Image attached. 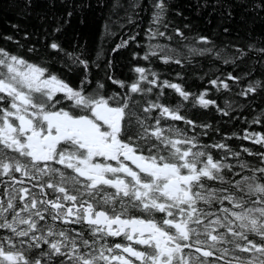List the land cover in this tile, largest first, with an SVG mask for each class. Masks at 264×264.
<instances>
[{
	"label": "snow or ice",
	"instance_id": "6c2138e0",
	"mask_svg": "<svg viewBox=\"0 0 264 264\" xmlns=\"http://www.w3.org/2000/svg\"><path fill=\"white\" fill-rule=\"evenodd\" d=\"M10 7L39 26L0 33V264H264V131L214 139L219 124L197 116L232 120L247 106L244 122L264 128V72L226 70L249 53L264 69V37L233 38L264 21V0H196L199 31L174 0ZM93 26L94 54L81 39ZM121 50L147 62L131 65L130 80L115 74ZM197 56L212 74L195 93L153 66L185 68ZM213 91L231 94L224 106ZM232 137L259 147L234 150Z\"/></svg>",
	"mask_w": 264,
	"mask_h": 264
},
{
	"label": "trees",
	"instance_id": "16d2710c",
	"mask_svg": "<svg viewBox=\"0 0 264 264\" xmlns=\"http://www.w3.org/2000/svg\"><path fill=\"white\" fill-rule=\"evenodd\" d=\"M175 3L182 5L185 7L186 12L185 14L188 15L192 20L196 22V28L194 30H201L204 28V19L203 17L197 16L193 11L188 9V5L195 4L196 0H174ZM11 0H0V33L5 32H11L12 29L10 28L11 23H20L22 27L27 28V30L31 31L33 27H38L39 22L34 18L30 17L27 19H19L16 15L15 10L10 7ZM123 13V10H120V14ZM141 26L140 28H137L136 31L141 32V35L137 37L138 40L145 41L146 38L143 34V29L147 27V17L145 16L144 19L140 22ZM215 24L208 26V35H212L211 28L214 27ZM68 33H72V29H68ZM252 38L254 40H260L261 37H264V21H261L259 17L255 18V20L250 21L249 25L246 28L239 30V36L236 37L235 34H233V38L238 41L241 45H244L248 42L249 38ZM81 39H87L88 40V47L89 51L94 54L95 50L100 44V36L99 33L96 30V27L93 26L91 29H89L86 33H83L81 35ZM116 40L119 39V36L115 38ZM213 39L219 44L221 40L223 39V36L220 34H217L213 36ZM110 44H105V48L110 47ZM259 46V45H258ZM135 48V46H133ZM137 51H141V54H143V49H135ZM115 55V54H114ZM259 53H249V55L245 58L244 62L241 64L239 68L233 69L231 66H224L219 65L221 68H225L228 71H234V73H239L241 71L247 70L252 65H255L256 72L255 75L259 78L261 73L264 72V69L261 68L260 64L257 63V61L260 59ZM115 74L119 76L122 79H131L133 77V73L131 72V65L139 63L143 66L147 65L146 61L143 60H132L130 54L126 50H121L119 55H115ZM214 63V62H211ZM153 66L155 69L161 71L165 74L166 78L170 80H174L175 82L181 83L183 87H185L187 90L195 93L201 90L204 87H210V85H207L206 78L204 81H201L199 79V76L202 75L204 72H209L210 69V61L206 58L202 57H195L190 64L187 65L185 68H181L178 65L170 64L165 65L163 62L159 60H153ZM181 72L180 77H176L175 73ZM212 73L209 72V75ZM102 75V73H101ZM167 92L170 93V95L166 98L167 101H171L172 103H175L176 99L178 97L174 94L173 90L166 89ZM211 98L216 99L217 103H219L221 106H224V101L226 98H228L231 94L222 92L220 94L213 92H210L208 94ZM189 111H193L189 109ZM237 115V119L230 120L228 117H220L218 113L213 110L212 112H208L206 114L203 113L202 110L197 112V116L201 120L209 121L213 124V126H217V123L220 127V133H211L214 139H220L221 135L224 133L231 134L233 132L243 134V129L248 128L249 131H256L261 132L264 131V128L261 127L259 124H250L244 122V117H248L249 119L253 115L250 108L247 106H244L240 109L239 114ZM182 123V122H178ZM207 139V138H205ZM226 143L232 146L234 150L239 151L240 145H244L246 147H259L256 145H253L250 141L239 139L236 137H232L231 139L226 140ZM215 152L216 150L213 149ZM242 159H248L253 160L254 157L247 156L246 153H241ZM233 164H235V161H231Z\"/></svg>",
	"mask_w": 264,
	"mask_h": 264
}]
</instances>
